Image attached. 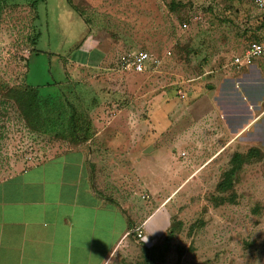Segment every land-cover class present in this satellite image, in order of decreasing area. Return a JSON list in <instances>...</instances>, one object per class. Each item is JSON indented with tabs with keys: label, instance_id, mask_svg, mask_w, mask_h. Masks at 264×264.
Wrapping results in <instances>:
<instances>
[{
	"label": "rangeland",
	"instance_id": "obj_1",
	"mask_svg": "<svg viewBox=\"0 0 264 264\" xmlns=\"http://www.w3.org/2000/svg\"><path fill=\"white\" fill-rule=\"evenodd\" d=\"M262 32L248 0H0V178L98 131L112 140L114 124L134 142L129 174L141 157L146 212L161 204L146 233L168 227L130 237L111 264H264V154L219 103L223 74L242 71L232 57ZM86 39L101 66L61 75ZM129 50L158 66L120 71Z\"/></svg>",
	"mask_w": 264,
	"mask_h": 264
},
{
	"label": "crops",
	"instance_id": "obj_2",
	"mask_svg": "<svg viewBox=\"0 0 264 264\" xmlns=\"http://www.w3.org/2000/svg\"><path fill=\"white\" fill-rule=\"evenodd\" d=\"M88 40L85 49L78 42V54L60 63L61 75L73 66H101L100 58L89 57L95 42ZM232 59L230 67L242 71L223 74L219 103L239 141L246 136L264 154V58L240 67ZM113 125L108 126L112 140H103L105 130L98 131V140L58 150L0 178V264H111L121 246L136 237V227H142L141 239L149 243L166 232L167 223L146 233L148 219L161 204L148 206L146 212L140 200L148 185L141 157L134 159L137 166L129 174L128 150L134 142ZM75 128L79 134L86 130Z\"/></svg>",
	"mask_w": 264,
	"mask_h": 264
},
{
	"label": "built area",
	"instance_id": "obj_3",
	"mask_svg": "<svg viewBox=\"0 0 264 264\" xmlns=\"http://www.w3.org/2000/svg\"><path fill=\"white\" fill-rule=\"evenodd\" d=\"M257 8L264 19V0H248ZM264 58V37L261 41L251 42L242 55H236L232 59L235 66L250 65L255 59ZM159 61L147 51L129 50L118 56L117 66L120 71L142 74L152 71L158 66ZM183 95H181L182 97ZM144 197V196H143ZM137 238H143L142 227L134 229Z\"/></svg>",
	"mask_w": 264,
	"mask_h": 264
},
{
	"label": "trees",
	"instance_id": "obj_4",
	"mask_svg": "<svg viewBox=\"0 0 264 264\" xmlns=\"http://www.w3.org/2000/svg\"><path fill=\"white\" fill-rule=\"evenodd\" d=\"M253 5V4H252ZM257 9V8H256ZM258 10V9H257ZM258 12H259V14H260V23H261V25H262V28H263V32H262V34H261V36H259V37H257V38H255V39H253L252 41H250V43L251 42H254V41H261L262 39H263V37H264V19H263V16H262V13L258 10ZM235 56V55H234ZM233 56V57H234ZM232 57V58H233ZM30 88V87H29ZM32 89V88H31ZM36 97V96H35ZM153 249H154V247H153Z\"/></svg>",
	"mask_w": 264,
	"mask_h": 264
}]
</instances>
